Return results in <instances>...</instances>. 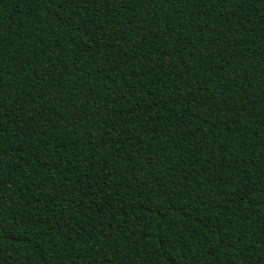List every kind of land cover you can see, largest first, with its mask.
Returning <instances> with one entry per match:
<instances>
[{
    "label": "trees",
    "instance_id": "trees-1",
    "mask_svg": "<svg viewBox=\"0 0 264 264\" xmlns=\"http://www.w3.org/2000/svg\"><path fill=\"white\" fill-rule=\"evenodd\" d=\"M0 264H264V0H0Z\"/></svg>",
    "mask_w": 264,
    "mask_h": 264
}]
</instances>
